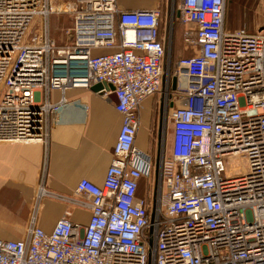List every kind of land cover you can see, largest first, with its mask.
<instances>
[{"label": "built area", "instance_id": "1", "mask_svg": "<svg viewBox=\"0 0 264 264\" xmlns=\"http://www.w3.org/2000/svg\"><path fill=\"white\" fill-rule=\"evenodd\" d=\"M226 5L173 7L189 55L165 67L159 8L0 0V143L47 141L75 89L104 85L95 94L116 95L123 116L104 183L84 179L70 197L41 186L23 238H0V264H264V27L228 28ZM161 92L182 105L171 114L168 154L159 143L156 193L155 157L136 141L143 103ZM143 180L150 195H139ZM47 197L89 210L88 224L73 223L68 209L45 231Z\"/></svg>", "mask_w": 264, "mask_h": 264}, {"label": "crops", "instance_id": "2", "mask_svg": "<svg viewBox=\"0 0 264 264\" xmlns=\"http://www.w3.org/2000/svg\"><path fill=\"white\" fill-rule=\"evenodd\" d=\"M161 2L162 0H118V5L122 10L159 8L163 16ZM165 7L167 17L168 6ZM176 37L173 41L174 50L170 41L171 59L172 56L179 59L185 57L187 52L176 45ZM107 52L111 50H96L99 54ZM112 95L109 99H104L93 91L71 90L66 95L69 102L61 107L59 114L52 117L51 135L47 141L0 143L1 239L23 238L31 218V206H34L41 186L50 195L70 197L84 179L99 186L104 183L123 124V116L116 110ZM53 96L56 99L60 97L57 92ZM181 105L182 102L176 97L167 99L163 92L145 100L141 109L136 146L152 155L151 140L156 138L158 143L161 136H165L166 143L170 146L173 133L171 114ZM141 190L142 188L139 195L143 196ZM68 209L72 212L70 219L73 223L81 226L88 224L89 210L75 208L62 200L47 197L39 211L38 225L51 232Z\"/></svg>", "mask_w": 264, "mask_h": 264}, {"label": "rangeland", "instance_id": "3", "mask_svg": "<svg viewBox=\"0 0 264 264\" xmlns=\"http://www.w3.org/2000/svg\"><path fill=\"white\" fill-rule=\"evenodd\" d=\"M227 0L226 5V15H227V27L230 29H238V28H246L247 30L251 32H256L258 29L264 27V0ZM180 0H171V4L173 7H177L179 5ZM168 6V0H162L161 2V8H163V16L161 21V31L164 34L166 29V7ZM63 18V15L61 16ZM64 26H71L70 23L67 21L65 22ZM51 34L53 37L62 40V32L63 27L60 28V26L56 25V21L52 20V27H51ZM172 33L170 35V41H172V48H173V41H176L178 46L181 47V50L184 48V41H183V32H184V26L182 23L175 17L172 25ZM174 32V33H173ZM174 38V39H173ZM183 53V52H182ZM184 55V53H183ZM189 55V53L186 52L185 56ZM173 59V57H172ZM171 61H174L172 60ZM157 139L153 138L151 140L152 143V155L155 157V163H156V157H158L159 152H157ZM165 142L166 138L165 136H161L159 139V143ZM164 146V145H163ZM170 151L169 144L166 143V153L168 154ZM157 152V153H156ZM159 162H160V155H159ZM231 167L233 166H242L241 159L240 158H231V161L229 163ZM151 184L147 183V181H144L142 184V190L141 193L143 196L150 195L149 190H151ZM148 192V193H147ZM155 197V196H154ZM33 204V203H32ZM31 204V205H32ZM33 208V205L31 206ZM32 212V209H31Z\"/></svg>", "mask_w": 264, "mask_h": 264}, {"label": "water", "instance_id": "4", "mask_svg": "<svg viewBox=\"0 0 264 264\" xmlns=\"http://www.w3.org/2000/svg\"><path fill=\"white\" fill-rule=\"evenodd\" d=\"M177 17H179V14H177ZM174 11H173V6L171 4V0H168V9H167V17H166V29H165V40H164V43H165V58H164V65L165 67H167V63L168 61L171 60V56H170V35L172 33V25H173V21H174ZM165 72H166V69H165ZM103 86L102 84H98L96 86H94L92 88V91L93 92H98L100 91L101 89H103ZM111 89H113L111 87ZM176 89V80L174 79L173 80V85H172V91H174ZM112 99L114 100V102L117 104V97L116 95H112ZM160 139V138H159ZM157 152H159V142H158V147H157ZM159 155H160V152L158 154V157H156V170H155V192L157 193V187H158V176H159V173H158V169H159ZM156 199H157V195L155 194V197H154V205H155V208H156ZM155 208L153 210V213H152V218L154 217L155 215Z\"/></svg>", "mask_w": 264, "mask_h": 264}, {"label": "trees", "instance_id": "5", "mask_svg": "<svg viewBox=\"0 0 264 264\" xmlns=\"http://www.w3.org/2000/svg\"><path fill=\"white\" fill-rule=\"evenodd\" d=\"M231 2H233V0L231 1ZM173 50H174V46H173ZM173 57V59L172 60H174L173 62H175V61H177V59H179V58H176L177 56H172ZM144 181H146V180H143L142 181V184L144 183ZM148 183V182H147ZM149 192V191H148Z\"/></svg>", "mask_w": 264, "mask_h": 264}]
</instances>
